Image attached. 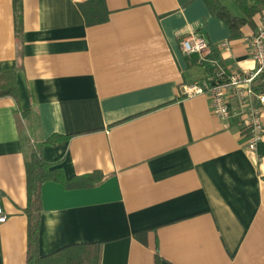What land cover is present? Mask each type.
<instances>
[{"label": "crops", "instance_id": "1", "mask_svg": "<svg viewBox=\"0 0 264 264\" xmlns=\"http://www.w3.org/2000/svg\"><path fill=\"white\" fill-rule=\"evenodd\" d=\"M88 2L21 0L16 34L13 0H0V264L26 263L19 122L65 181L102 179L41 186L39 256L99 244V264H264V139L248 152L249 132L180 93L207 75L182 36L201 34L224 66L249 70L261 15L221 0L246 21L232 38L204 0H103L96 25L80 10Z\"/></svg>", "mask_w": 264, "mask_h": 264}, {"label": "built area", "instance_id": "2", "mask_svg": "<svg viewBox=\"0 0 264 264\" xmlns=\"http://www.w3.org/2000/svg\"><path fill=\"white\" fill-rule=\"evenodd\" d=\"M256 32L245 42L248 56L253 64L249 70L226 67L212 53V47L202 35L191 31L182 36L180 46L184 54L199 56L206 68V77L198 82L181 86L180 93L186 98L206 96L210 113L219 121L234 124L240 131L249 132L246 150L253 153L264 139V10ZM230 53L229 42L217 45ZM7 217L0 207V225Z\"/></svg>", "mask_w": 264, "mask_h": 264}, {"label": "trees", "instance_id": "3", "mask_svg": "<svg viewBox=\"0 0 264 264\" xmlns=\"http://www.w3.org/2000/svg\"><path fill=\"white\" fill-rule=\"evenodd\" d=\"M239 8L244 11L246 16L251 17L253 14H261L264 10V1L251 0L252 9L247 11L243 7V2L246 0H234ZM94 7L90 2L80 5V10L85 17L87 25H96L105 22L107 14L98 17L93 13L95 7L104 6L103 0H94ZM210 14L223 21L231 32V37L238 36L239 27L246 21L237 19L230 15L226 8L222 5L221 0H204ZM14 9V28L16 34L21 31L22 14L21 0H13ZM19 138L22 143L24 167L26 174V208L24 210L27 220V249L25 264H99L100 260V245L99 244H83L70 245L64 247L53 254L47 256H39L37 250L38 243V226L39 215L41 211L40 189L46 182H57L64 185L66 189H84L98 185L101 178L97 174L90 176L72 179L65 181L59 168H55L56 163L46 162L39 154L19 122ZM54 139L51 138L45 143H51Z\"/></svg>", "mask_w": 264, "mask_h": 264}]
</instances>
